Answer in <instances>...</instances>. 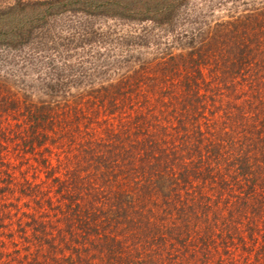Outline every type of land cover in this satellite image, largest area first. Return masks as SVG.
<instances>
[{
	"label": "trees",
	"instance_id": "1",
	"mask_svg": "<svg viewBox=\"0 0 264 264\" xmlns=\"http://www.w3.org/2000/svg\"><path fill=\"white\" fill-rule=\"evenodd\" d=\"M102 1L99 15L135 23L171 12ZM177 61L72 106L27 107L3 131L30 148L69 143L67 178L54 179L65 208L48 201L55 264H224L235 239L245 264L264 257V14L210 26Z\"/></svg>",
	"mask_w": 264,
	"mask_h": 264
},
{
	"label": "rangeland",
	"instance_id": "2",
	"mask_svg": "<svg viewBox=\"0 0 264 264\" xmlns=\"http://www.w3.org/2000/svg\"><path fill=\"white\" fill-rule=\"evenodd\" d=\"M45 1L0 0V12L16 9L0 16V264H55L57 256L51 248L56 211L49 202L64 206L54 179L67 178L61 168L71 151L67 139L44 140L35 148L4 139V130H20L22 111L75 105L149 65L181 62L207 38L210 26L264 14V0H140L171 12L164 23H135L99 15L102 0L63 1L54 9ZM230 246L224 264H245L241 243L235 239Z\"/></svg>",
	"mask_w": 264,
	"mask_h": 264
}]
</instances>
